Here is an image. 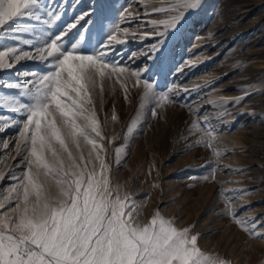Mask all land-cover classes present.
<instances>
[{
  "label": "rangeland",
  "instance_id": "1",
  "mask_svg": "<svg viewBox=\"0 0 264 264\" xmlns=\"http://www.w3.org/2000/svg\"><path fill=\"white\" fill-rule=\"evenodd\" d=\"M108 2L102 23L93 15L83 25L85 51L101 47L111 31L124 42L113 43L110 58L136 69L156 41H167L157 58L166 62L160 89L168 85L163 94L170 98L165 103L159 93H146L130 73L97 77L93 98L113 184L137 203L141 223L159 211L196 235L198 246L213 258L264 264V0H203L195 23L178 28L179 35L162 23L175 13L155 9L180 0ZM53 3L63 13L60 21H33L27 32L4 33L0 50L15 47L17 54L36 56V47H46L54 34L89 11L90 0ZM52 59L13 60L11 69H0V81L46 74ZM18 92L0 86V116L23 119L11 106L30 98ZM0 125H7L0 132V214H6L15 204L12 177L26 169L24 146L20 152L16 148L17 125L2 119Z\"/></svg>",
  "mask_w": 264,
  "mask_h": 264
},
{
  "label": "snow or ice",
  "instance_id": "2",
  "mask_svg": "<svg viewBox=\"0 0 264 264\" xmlns=\"http://www.w3.org/2000/svg\"><path fill=\"white\" fill-rule=\"evenodd\" d=\"M202 8L203 0H180L155 11L175 13L162 23L179 35L177 29L194 24ZM109 10L108 0H90L89 11L54 34L46 47H36V56L17 54L15 47L0 50V69H11L13 60L53 58L46 74L23 82L0 81L30 98L11 106L23 119L0 116L17 125L16 148L20 152L24 146L26 169L12 177L17 181L10 189L14 207L0 214V264H225L202 251L189 229H178L159 211L141 223L137 203L110 178L93 98L97 77L130 73L146 93H159L165 103L170 98L163 94L168 85L160 89L166 62L157 58L167 41H156L136 69L110 58L113 43L124 42L111 31L101 47L85 51L83 25L93 15L102 23ZM126 11L121 10L122 17ZM62 16L53 0H0V35L27 32L33 21L55 24ZM75 33L80 35L74 39ZM6 126L0 125V132ZM236 223L247 228L239 218Z\"/></svg>",
  "mask_w": 264,
  "mask_h": 264
}]
</instances>
